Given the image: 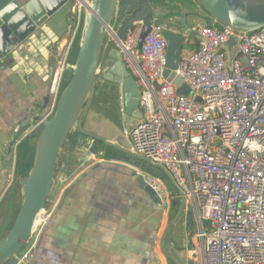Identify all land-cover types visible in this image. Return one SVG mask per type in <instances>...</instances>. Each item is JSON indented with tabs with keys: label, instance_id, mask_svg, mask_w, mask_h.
<instances>
[{
	"label": "built area",
	"instance_id": "1",
	"mask_svg": "<svg viewBox=\"0 0 264 264\" xmlns=\"http://www.w3.org/2000/svg\"><path fill=\"white\" fill-rule=\"evenodd\" d=\"M142 29V22L133 24L120 44L140 90L142 118L130 132L131 148L163 166L191 203L190 264H264V29L238 35L194 27L199 46L182 54L176 69L188 96L163 78L162 29L151 25L139 48ZM232 37L238 51L229 67L222 46ZM63 69L62 60L51 80L53 106L36 127L53 111ZM143 177L166 207L161 184ZM30 257L31 248L15 264Z\"/></svg>",
	"mask_w": 264,
	"mask_h": 264
},
{
	"label": "water",
	"instance_id": "2",
	"mask_svg": "<svg viewBox=\"0 0 264 264\" xmlns=\"http://www.w3.org/2000/svg\"><path fill=\"white\" fill-rule=\"evenodd\" d=\"M77 1L81 5L78 48L73 61L70 58L71 66L64 63L53 111L37 127L38 135L33 143L30 167L18 180L17 153L15 155L14 175L21 199L11 228L0 239V264H15L17 258L32 247L41 227V222L36 223L37 220L39 217L45 219L48 216L45 210L56 176L59 174L60 153L73 128L80 135L89 138L91 143L88 151L91 156L61 184V189L92 165L97 157L132 167H138V161L157 169L174 187V193L179 198L170 200V208H177V211L173 218L165 223L160 250L172 264H187L190 245L187 242L185 247H178L180 240L175 233V226L179 221H183L184 231L189 234L194 215L187 204L185 194L176 187L169 172L163 166L137 155L131 147L123 145L121 141H109L89 133L82 126L92 108L103 106V97L105 101H109L104 107L109 109L113 121L117 119L120 131L123 132V128L128 127L126 136L130 135L142 118L138 108L140 90L131 77L120 50V44L133 24L143 23L139 48L151 25L162 29L161 36L167 44L163 78L172 83L180 95L188 96V87L176 76L185 38L192 41L196 36L193 28L197 26L228 29L238 35L264 29V0ZM72 2L73 0H0V57H8L37 28ZM222 48L228 54L230 67L238 51V39L232 37ZM0 68H3L2 63ZM67 71L71 73L65 83ZM102 91L108 97L101 95ZM29 128V125L20 127L14 135V141L21 138ZM27 138L25 137L18 146L24 144ZM136 176L139 185L152 202L161 207L160 196L146 184L143 175Z\"/></svg>",
	"mask_w": 264,
	"mask_h": 264
},
{
	"label": "crops",
	"instance_id": "3",
	"mask_svg": "<svg viewBox=\"0 0 264 264\" xmlns=\"http://www.w3.org/2000/svg\"><path fill=\"white\" fill-rule=\"evenodd\" d=\"M80 14L81 6L73 0L8 57H3V68H0V228L6 227V232L0 239L11 228L19 208L10 193L17 153L11 146L15 139L13 130L29 125L30 131L37 119L50 113L52 75L62 60L69 66L72 64L79 43ZM185 41H188L187 48L182 49L181 55L199 46L196 37L192 41L185 38ZM102 93L108 97L104 91ZM108 102L103 97V106L89 111L84 128L131 147L130 137L126 136L128 127L120 131L117 119L113 121L109 109L104 107ZM33 139L29 136L19 151L17 180L30 167ZM62 152L59 174L46 205L48 216L35 236L26 264H172L160 250L166 223L162 208L152 202L136 176L143 173L128 164L97 157L61 189V184L88 159L81 160L66 152L63 161ZM187 242V239L185 244L179 242L178 247H185ZM187 264H190L188 256Z\"/></svg>",
	"mask_w": 264,
	"mask_h": 264
},
{
	"label": "rangeland",
	"instance_id": "4",
	"mask_svg": "<svg viewBox=\"0 0 264 264\" xmlns=\"http://www.w3.org/2000/svg\"><path fill=\"white\" fill-rule=\"evenodd\" d=\"M106 39H108V38H106ZM187 42L188 41H185L184 42V45H183V48H182L183 50H185L187 48ZM74 56H75V53H74ZM101 63H102V58H101ZM70 73H71V71H67L65 73V83H66L67 78H69ZM43 118H44V116L42 118L40 117V119H37L36 124L34 122V125L31 126L32 129L30 131H27L25 133V134L28 133L27 136L31 135V136L34 137L33 143L35 141V138L38 135V129H39L35 125H37ZM82 127L84 128V126H82ZM16 142H17V140L16 141H13V143L11 145L14 148V151H15V149H17V146H16L17 144L15 145ZM90 143L91 142H90L89 138H86V137L80 135L78 132H76V129L73 128L72 131H71V133L69 134L68 140L65 143L64 148L62 150L63 152H62L61 155L64 156L62 160L63 161L65 160L64 158H65V153L66 152H69L72 155H76V157L79 156L81 158V160H86V158H90L91 154L88 151V147H89ZM23 145L24 144L18 146L17 155H16L17 156V162L19 161L18 160L19 155H20V152L19 151L22 150ZM97 148H98V146H97ZM136 163L138 164V167H136V172H140L141 171L143 173V175H145L146 177H149L150 179L157 180L161 184V187L164 189L165 194H166V207L162 208V213L164 214V220H165L164 222H166L167 220H170L171 218H173V216L175 215V213L177 211V208H172V209L170 208V200H172V199L179 200L178 196L174 193V191H175L174 190V187H172L170 185V183L167 181V179L164 176H161L160 175V172L157 169L150 168L146 164L141 163V162H138V161ZM10 193H12L13 194V197L16 198L15 199V201H16V207H19L21 197H20V193H19L18 189L16 188V178H15L14 181L12 180V184H11V188H10ZM171 193H172V195H170ZM187 204L191 208V203L188 200H187ZM15 213H16V211H15ZM15 213H14V215H15ZM164 226H163V228H164ZM195 231H196V224L195 223H193L192 229H191V231H190L189 234H186L185 231H184L183 221H179L176 224V226H175V233L178 236L180 242L182 241L184 244L186 243V239L188 240V242L190 241V238L193 236V234L195 233ZM5 232H6V227H4V228L1 227L0 228V237Z\"/></svg>",
	"mask_w": 264,
	"mask_h": 264
},
{
	"label": "bare ground",
	"instance_id": "5",
	"mask_svg": "<svg viewBox=\"0 0 264 264\" xmlns=\"http://www.w3.org/2000/svg\"><path fill=\"white\" fill-rule=\"evenodd\" d=\"M75 1L79 4V6H81L80 3L77 0H75ZM39 220L42 221V219L39 217V219L37 220L36 223H39Z\"/></svg>",
	"mask_w": 264,
	"mask_h": 264
}]
</instances>
